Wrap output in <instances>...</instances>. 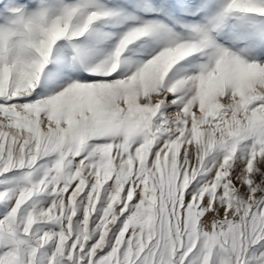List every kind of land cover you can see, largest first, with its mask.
Instances as JSON below:
<instances>
[{
	"label": "snow or ice",
	"instance_id": "6c2138e0",
	"mask_svg": "<svg viewBox=\"0 0 264 264\" xmlns=\"http://www.w3.org/2000/svg\"><path fill=\"white\" fill-rule=\"evenodd\" d=\"M0 264H264V0H0Z\"/></svg>",
	"mask_w": 264,
	"mask_h": 264
}]
</instances>
